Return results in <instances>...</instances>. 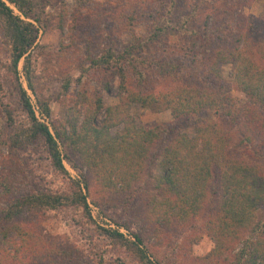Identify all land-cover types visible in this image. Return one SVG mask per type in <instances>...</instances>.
I'll use <instances>...</instances> for the list:
<instances>
[{
  "label": "rangeland",
  "instance_id": "1",
  "mask_svg": "<svg viewBox=\"0 0 264 264\" xmlns=\"http://www.w3.org/2000/svg\"><path fill=\"white\" fill-rule=\"evenodd\" d=\"M35 4V11L39 22H33L39 34L36 42V73L33 75L37 97L28 89L22 74L23 61L19 64L20 82L29 95L38 119L45 123L51 133L52 124L65 125L69 132L70 124L80 123L89 110L94 111L97 100L101 101V110L97 120L101 122L105 110L119 104L120 81L117 75H112V65H96L108 49L129 59L130 54H142L148 60L146 71L142 65L139 70L143 79L131 75L128 86L139 89L138 83L143 80L148 90L164 91L167 88L178 93L189 94L190 87L202 89L229 88L230 97L239 109L237 124L226 117L214 114L213 110L203 112L202 119L208 124H222L233 137L231 153L236 159L247 162H259L264 167V137L247 135L242 128L241 119L244 115L242 108L250 103L249 97L240 92L230 77V66H221L223 83L213 79L205 70L206 61L201 58L212 56L214 42L209 36H204L203 26L211 4L207 0H199L193 6L185 0H31ZM185 2V3H183ZM264 10V0H249L242 5L241 12L249 20L244 30V38L250 43L252 57L257 63L264 65V20L261 13ZM187 21L189 29L196 30L197 36H187L181 33V27ZM64 22L63 28H61ZM167 22L169 24H167ZM217 28L222 20L212 17L207 21V27ZM166 25V34L162 40L150 46L141 45L148 36L150 27L156 24ZM232 22L231 25H234ZM249 28V29H248ZM199 29H201L199 31ZM211 31V30H210ZM209 33V32H207ZM189 37V38H188ZM191 37V38H190ZM148 40L145 42L147 43ZM195 42V47L193 48ZM231 44H230V43ZM220 42L219 46L234 47L237 42ZM243 44V42H242ZM130 52H124L126 49ZM192 50V51H190ZM9 50L5 45L0 30V110L9 111L13 117L14 127H25L28 118L17 100L15 82H13L6 66L9 65ZM144 58V59H145ZM200 58V59H199ZM94 61V62H93ZM184 61V63H182ZM170 70L158 73L159 67ZM108 68V69H107ZM186 95V97H187ZM172 97V95H171ZM170 97V98H171ZM46 104L49 117L39 114L40 107ZM143 109L138 104L130 106L129 115L139 127H153L173 122L169 110ZM68 120L70 122H68ZM6 119H0V218L2 212L8 208L16 198L24 195L49 192L70 195L72 180L80 182L83 193L91 210L96 225L103 228L118 229L127 238L134 241L137 235L142 241L151 260L156 264H229L232 255L243 248V240L250 239L246 233L227 257H221L218 262L208 257L215 248L205 228L204 213H199L197 219L191 218L183 227L167 231L162 225H154L155 221L145 216V208L141 198L131 206L125 207L117 200L112 205L96 206L98 198L92 176L83 166L74 169L67 160L63 164L67 175L55 171L50 162L48 151L38 140H27L20 145H14L10 133L14 129L7 128ZM181 121L180 125H187ZM221 125V126H222ZM67 127V128H66ZM184 131V130H182ZM193 137L191 128L185 130ZM112 134L125 133L123 125L111 130ZM62 155L64 149L57 140ZM161 148V147H160ZM155 158V157H154ZM146 163L144 179L139 184L140 195L154 192L156 178L160 175L159 160L154 159ZM86 185V187H85ZM216 186V184H214ZM215 186L213 191H215ZM212 191V192H213ZM211 204L205 215L215 204L214 196L207 195L206 204ZM23 217L11 222L0 219V230L19 225L21 231L12 235L14 241H21L22 232L28 231L42 237L46 244L39 251L43 257L35 264H73L62 260V252L53 254L57 250H72L79 256L76 264H140L129 252L122 248H115L106 236L91 224H87L85 216L72 206L61 207L52 212L35 213L25 211ZM256 221L264 223V208L256 212ZM24 229V230H23ZM14 234V233H13ZM47 242L50 244L47 246ZM51 242L57 243L53 246ZM34 244V242H33ZM36 250H37V246ZM15 251L7 244L0 246V264H18L15 262ZM39 254L38 252H36ZM58 253V252H57ZM117 259V261H116Z\"/></svg>",
  "mask_w": 264,
  "mask_h": 264
},
{
  "label": "trees",
  "instance_id": "2",
  "mask_svg": "<svg viewBox=\"0 0 264 264\" xmlns=\"http://www.w3.org/2000/svg\"><path fill=\"white\" fill-rule=\"evenodd\" d=\"M185 1L193 6L199 0ZM207 1L211 7L203 24V35L212 38L215 45L211 48L212 56L201 58L206 61L205 70L213 79H219L216 81L223 83L220 68L230 66V77L234 85L251 100L241 110L244 115V119H241L242 128L247 135L264 137V65H260L252 57L250 43L244 38L247 24H252L248 19L254 18L246 17L241 12L242 5H247L249 0ZM210 17L214 22L216 19L222 20L218 29L211 27L212 22L207 27ZM260 19L264 20V10ZM29 20L39 22L35 4L31 0H0L1 36L9 50V65L6 69L15 82L17 100L28 118L25 127L17 128L14 127L11 113L6 110L2 113L0 110V119H6L7 128L14 129L10 133L15 138L12 140L13 144L20 145L21 140L23 143L27 140L40 141L48 151L52 168L62 175L68 174L63 164L64 159L74 169L85 166L91 173L98 195L94 202L96 206H110L120 200L119 203L129 207L141 198L145 216L154 220V225L164 226L167 231L183 227L191 218L197 219L196 216L203 212L205 228L215 243V248L208 257H214L216 262L221 257L228 258L234 242L239 243L244 234L248 233L251 238L242 241L243 248L232 255L230 261L228 258L229 264H264V223L260 225L256 221V212L264 208L263 164L233 157L230 147L233 140L231 132L222 124H208L202 119L203 112L213 110L216 115L236 117L229 121L237 124L239 109L235 108L234 101L227 94L230 89L217 88L209 91L192 86L188 95H175L178 91L172 93L168 86L164 91L148 90L143 80H140L139 89H136L127 85L131 76L129 71H135L134 76L143 79L139 68L142 65L148 71V60L140 53L130 54L129 59H126L122 54L118 55L108 49L95 64L112 65V75L119 78L120 91L124 94L119 97V104L107 108L104 119L98 122L97 116L101 110V101L98 99L94 111L86 112L80 123H67L70 125L69 132L65 131V125L53 123L54 133H51L49 127L38 119L32 101L20 82L18 68L23 61L22 74L28 89L37 97L33 81L37 66L36 52L33 51L37 48L35 45L39 31ZM232 22L235 24L231 25ZM63 26L64 22L61 28ZM165 26L160 23L151 26L148 36L139 45L140 50L143 46L159 43L167 32ZM181 28V33L187 36L192 34L195 37L198 34L196 30L187 27V21L183 22ZM230 40H235L237 44L234 47L219 46L220 42ZM194 47L195 42L191 49ZM130 51L128 48L124 52ZM156 71L161 74L170 70L159 67ZM134 103L143 109H153L156 106L169 110L173 122L139 127L129 115L130 106ZM39 114L49 117L46 104L40 107ZM181 121L188 124L181 127ZM120 125H123L125 133L112 134L111 130ZM188 128L192 129L193 137L185 131ZM57 140L64 149L63 155ZM152 157L159 160L160 175L156 178L154 192L140 195L137 192L139 184L145 177L146 163ZM72 190L70 195L37 192L16 198L8 204L0 219L9 223L23 217L25 211L44 214L72 206L75 210H80L87 224L95 226L115 248L126 250L140 264H156L142 247V241L137 235H134L132 241L118 229L96 225L79 181L72 180ZM210 194L214 196L215 204L205 215L208 207H211V204H206L207 195ZM20 231L19 225L1 229L0 246L8 244L15 251L14 260L18 264H35L43 258L39 251L46 242L41 235L36 236L27 230L21 233V243L14 241L12 235L16 238ZM53 243L51 242L52 246ZM49 245L47 242V246ZM57 252L53 254L60 255L64 252L61 257L63 261L73 264L79 262V256L72 250Z\"/></svg>",
  "mask_w": 264,
  "mask_h": 264
},
{
  "label": "water",
  "instance_id": "3",
  "mask_svg": "<svg viewBox=\"0 0 264 264\" xmlns=\"http://www.w3.org/2000/svg\"><path fill=\"white\" fill-rule=\"evenodd\" d=\"M16 13H17V11H16Z\"/></svg>",
  "mask_w": 264,
  "mask_h": 264
}]
</instances>
